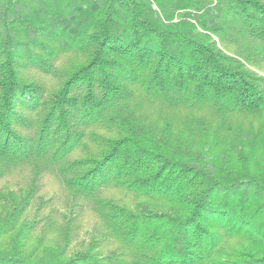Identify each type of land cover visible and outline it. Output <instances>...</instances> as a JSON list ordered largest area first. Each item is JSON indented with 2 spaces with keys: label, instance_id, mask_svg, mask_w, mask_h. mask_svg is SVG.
<instances>
[{
  "label": "trees",
  "instance_id": "16d2710c",
  "mask_svg": "<svg viewBox=\"0 0 264 264\" xmlns=\"http://www.w3.org/2000/svg\"><path fill=\"white\" fill-rule=\"evenodd\" d=\"M0 264H264V0H0Z\"/></svg>",
  "mask_w": 264,
  "mask_h": 264
}]
</instances>
